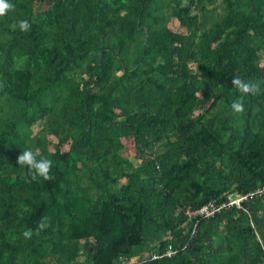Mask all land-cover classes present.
<instances>
[{"label": "trees", "instance_id": "trees-1", "mask_svg": "<svg viewBox=\"0 0 264 264\" xmlns=\"http://www.w3.org/2000/svg\"><path fill=\"white\" fill-rule=\"evenodd\" d=\"M159 2L10 0L0 15V264H264V193L197 213L264 187V0ZM45 117L58 141L34 179L17 158Z\"/></svg>", "mask_w": 264, "mask_h": 264}, {"label": "clouds", "instance_id": "clouds-1", "mask_svg": "<svg viewBox=\"0 0 264 264\" xmlns=\"http://www.w3.org/2000/svg\"><path fill=\"white\" fill-rule=\"evenodd\" d=\"M13 5L10 3V0H0V15L6 13V11L11 8ZM19 26L21 30H27L30 28L31 24L28 19H19L14 22L13 27ZM234 85L242 92L247 93L253 91L258 84L247 82L240 77L233 78ZM232 107L235 110H243V103L240 100L233 101ZM38 157V153L35 152L31 147L23 149L18 155V163L20 165H26L31 172V175L34 179L39 177L49 178L50 170L52 167V160L46 156ZM43 227V225H41ZM31 229H25L24 236H31Z\"/></svg>", "mask_w": 264, "mask_h": 264}, {"label": "rangeland", "instance_id": "rangeland-1", "mask_svg": "<svg viewBox=\"0 0 264 264\" xmlns=\"http://www.w3.org/2000/svg\"><path fill=\"white\" fill-rule=\"evenodd\" d=\"M187 2V0H183V3L185 4ZM222 0H215L214 4L215 6H217L218 4H221ZM160 8L162 11H164L165 14L169 13V8L167 6V2L166 0H160L159 2ZM221 6L218 5L217 11H220ZM168 26L172 29V30H177V31H184L178 24V22L176 20H174L173 18H170V21L168 22ZM259 61L264 64V50H261L259 52ZM188 68L189 71L191 73H199V62L198 61H190L188 63ZM88 78V73H86L85 70V66H82L80 68L77 69L76 73H75V81L79 82L82 79H86ZM199 112L196 111V113ZM48 117L42 118L37 120L35 123H33L30 128L29 131L27 132L26 137L24 138L25 143L29 144L30 147L35 151L38 152L40 151V144H43L44 141H48L49 142H57L58 138L56 135H54L48 128ZM51 148V144H49V147ZM62 149H68V144H64ZM158 150V148H156L152 153H156ZM126 154V153H125ZM136 162V161H134ZM47 264H54L53 262H49Z\"/></svg>", "mask_w": 264, "mask_h": 264}, {"label": "built area", "instance_id": "built-area-1", "mask_svg": "<svg viewBox=\"0 0 264 264\" xmlns=\"http://www.w3.org/2000/svg\"><path fill=\"white\" fill-rule=\"evenodd\" d=\"M254 193H258V194L264 193V187L257 188L255 191L250 192V193H246V194H236L235 196L230 195L228 197L227 202H224V203L219 204L217 206L213 205V203H210L208 205H204L197 211V213H199L201 215H205V216H210V215H213L214 212L220 210L222 207H224L226 205H236L237 207H241V202ZM175 252H176V249H174L172 245H169L163 254L155 253L154 257H160L163 255L172 256L175 254Z\"/></svg>", "mask_w": 264, "mask_h": 264}]
</instances>
